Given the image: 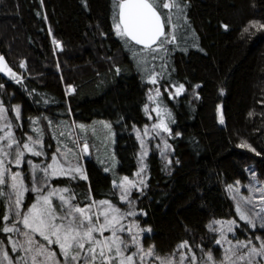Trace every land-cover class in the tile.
<instances>
[{"label": "trees", "instance_id": "1", "mask_svg": "<svg viewBox=\"0 0 264 264\" xmlns=\"http://www.w3.org/2000/svg\"><path fill=\"white\" fill-rule=\"evenodd\" d=\"M184 3L160 81L185 86L175 98L164 95L174 121L171 163L151 149L145 159L146 187L132 194L136 219L151 229L145 244L154 245L158 254L185 240L190 247L216 252L210 222L236 215L226 185L244 181L251 165L264 181V30L244 32L252 20L264 23V0ZM0 54L22 78L17 83L0 73L1 103L11 119H16L13 106H20L17 136L30 131L32 120L41 121L48 155L53 150L46 131L50 124L57 132L54 123L63 118L105 119L115 135L116 171L127 176L136 171L139 145L133 128L147 122L146 86L132 51L113 28V0H0ZM64 84L73 92H66ZM82 141L90 147L89 139ZM242 141L261 155L241 148ZM84 161L87 180L56 177L51 183L71 187L81 205L110 199L119 206L110 174L95 156ZM21 168L30 189V172ZM0 188L6 193V186ZM33 198L34 192L25 193L23 210ZM7 211V196L0 195V229L9 222L2 219ZM7 238L0 231L10 253Z\"/></svg>", "mask_w": 264, "mask_h": 264}, {"label": "snow or ice", "instance_id": "2", "mask_svg": "<svg viewBox=\"0 0 264 264\" xmlns=\"http://www.w3.org/2000/svg\"><path fill=\"white\" fill-rule=\"evenodd\" d=\"M185 7L187 5L184 0H113L115 33L124 41L125 47L132 51L133 56L137 58L139 70L147 75V79L153 85L157 84L165 66L161 64V72L157 73L154 68L149 67V64L157 58L163 60L164 56H161V53H170L169 46L175 44L177 40L175 32L178 30L179 20L183 16ZM224 27L227 28L228 25L225 24ZM168 28L171 31H168ZM251 28L257 31L264 30V23L252 20L249 26L245 27L244 32H249ZM56 43L60 42L56 41ZM135 46L142 47L135 50ZM23 66L24 63L21 62V67ZM119 71L120 69L117 68V72ZM0 72H6L17 83L22 79L7 65L2 55H0ZM3 87L4 85L0 84V88ZM68 87L72 88L71 85ZM172 87L175 88V93L170 95L175 98L185 86L173 84ZM152 92L153 89H149L148 100L156 103L153 111L157 114V121L151 126V133L145 126L144 136L152 134L159 136L161 132L172 134L173 130L169 127V122H174L172 112L167 107L161 106L160 89L156 88L154 95L151 94ZM144 107L147 111L148 105ZM12 111L15 112L16 119H20V106H13ZM6 113V108L0 103V121L3 122L0 123V129L4 130V134L0 135V141H6L0 143V186L11 189V192L5 193L3 188H0V195H7L9 205L8 211L2 216V219L9 223H6L0 231L8 234L7 242L11 244V252L18 254L16 257H10L9 251L2 246L4 241H0V264H147L146 258L152 256H155L159 264H185L184 252H179L177 260L171 254L161 257L156 253L154 245L145 249L139 239L144 229H141L135 220L128 224L124 223L127 217L136 215L132 210L135 204L133 190L142 192L143 187H146L143 171L147 167L144 157L148 155V150L139 132L137 137L141 144L140 168L136 173V176L140 177L139 180L125 175L119 181L116 179L112 181L114 189L119 190V200L129 205L128 210L117 206L110 199L96 201L89 197L91 203L81 205L71 187L50 186V180L53 177H67L70 181L87 180L86 169L79 160L88 153L89 145L87 143L82 145L81 152L76 154L75 163L68 160L60 148L52 153L49 162L41 161L36 164L28 160L32 173L29 189L23 172L12 171L6 166L5 160L12 156L13 149L15 155L10 162L18 168L24 162L26 152L36 157L46 155L43 148V132L40 128H35L36 137L26 133L27 139L21 143L12 131L13 124L7 120ZM221 122H223L222 116ZM103 123L106 128L111 129L110 123ZM80 128L85 129V126L80 125ZM175 135L180 136L181 133L175 132ZM239 146L261 155L247 141H242ZM169 147L165 140L161 154L163 155L164 149ZM60 156H64L63 162ZM114 162L113 157V164ZM110 170L109 167L104 168L105 172ZM251 176L255 182H250L246 186L247 195L241 192L240 181H236L235 185L228 184L226 188L236 202L235 208L239 220L245 222L249 228L264 230V181H260L254 171L251 172ZM28 191L37 195L26 210L22 211L25 193ZM54 197L59 203L54 201ZM10 214H12L11 218ZM209 228L219 233L215 243L221 246L227 244L228 247L224 248L221 259H217L212 250L205 252L200 260L193 253L190 264H264V235H256L245 240L237 239L235 236L229 239L228 234L234 233L238 228L236 219L215 220L209 224ZM148 231L151 229L149 228ZM105 232L110 234L105 235ZM13 233L23 239H15ZM123 233H127L128 236L125 237ZM37 236L46 243H42ZM254 241L259 243L256 244ZM51 245L58 246L59 256L63 259L58 258L57 252L50 247ZM187 245L188 241L185 240L178 244L177 248H184ZM130 246L135 247L136 251H131ZM19 253H23V256Z\"/></svg>", "mask_w": 264, "mask_h": 264}, {"label": "rangeland", "instance_id": "3", "mask_svg": "<svg viewBox=\"0 0 264 264\" xmlns=\"http://www.w3.org/2000/svg\"><path fill=\"white\" fill-rule=\"evenodd\" d=\"M168 31H171V29L168 28ZM160 55L164 56L163 60H161L160 58H157L156 60L151 61L150 64H149V67L150 68H154V70L157 73L161 72V68H160L161 64H164V66H165L163 74L158 77V82L155 85H153L151 82H149V80L147 79V75L139 70V67H138V64H137V58L135 56H133L135 65L137 67V70L140 72V75L142 76L143 81L145 82V86H146V103H145V105L146 104L148 105V110L147 111L145 110L146 117H147V122L145 124L139 126V127H134L133 128V133H134L135 138H136V140L138 142L139 150H138V167H137L136 171L131 176H129V178H131V179L139 180V178H140V177L136 176V173H137L138 169L140 168V153H141V144H140V139H138V137H137V132H139L140 136L144 139L145 147L147 148L148 153H149V151L151 149H154L155 151L158 152V154H159V156H160V158L162 160H164L166 162H169L172 159L171 158V145H170V141H169L170 137L172 136L171 134L161 132V134L159 136H156L154 134L148 135V136H144L145 126L148 127V130L151 133L152 132L151 126L154 123H156V121H157V114H156L155 111H153V109L156 107V103L153 102V101H149L148 100V95L150 94L149 93V89H153V92L151 93L153 95L155 94V89L156 88L160 89V92H161L160 100H162V105L161 106L162 107H167L170 111H171V109H170L168 103L164 100V95H167V96L173 98L170 95V93H172V94L175 93V88L174 87L169 86V85H163L160 82L164 78L165 69H166V65H167L164 53H161ZM7 77L13 79L8 74H7ZM69 85L70 84H68V85L64 84V89L66 90V92H68V89H69L68 86ZM72 89H73V87H72ZM3 93H4L3 88H1L0 89V94H3ZM0 103H1V95H0ZM13 115H14V118H16V114H15L14 111H13ZM6 117H7V120H10L12 122V124H13L12 131H13L14 135L20 140L21 143H23V141L27 139V136L25 135L26 133L28 135H32L33 137H36L37 133L34 131L35 128H40L43 133L45 131L43 129L44 125L42 126L41 121L35 120V121H37V123H33L34 120H32L30 131L29 132L28 131L25 132L23 137L17 136L15 131H14V129H15L14 125L15 124H19V119H14V120L11 119L9 117L8 113H6ZM103 122L110 123L109 121H107L105 119H94V120H92L90 122H87V123L76 122V121L72 120L71 118H63L61 120H58V122L55 121L54 124L59 127V128H57L58 129L57 132H56V130L54 128H51V124L49 125V128L46 127V129H48L46 131H49V133L51 134V137H52V141H53L50 144L53 147L52 148L53 150L50 151V153L48 155L46 153V155H44V156L36 157V156H33L32 154L26 152L25 153L24 162L18 168L15 164H12L10 162L14 158V155H15V152H14V149H13L12 150V153H13L12 156L7 157L6 160H5L6 166L9 169H11L12 171H21V172H23V174H24V171L22 170L21 167L23 165H24V167L27 166V168H28V170L30 172L29 173V175H30V178H29L30 179V185L29 186H31L32 173H31L29 165L27 163L28 160H32L36 164H39L41 161L49 162L51 160L52 153L57 152V148H60L61 152L64 154V156H67L68 160H70L73 163H75L76 162V154L81 152L82 145L84 143H87L86 141H82V139H86V140L89 139L90 147H89L88 154L83 155L82 158L79 160V163L85 168V166H84V162H85L84 158L86 156H92L93 155V156L96 157V160L102 165L103 168L109 167L111 169L110 171H108V173L112 177V180L116 179L117 181H119V179L121 177L125 176V175H121V174H119L116 171L118 161H117V158H116L115 153H114V143H115L114 131H113L112 125H111V129H108V128H106L104 126ZM170 122H169V127H170ZM0 123H3V122L0 121ZM80 125H84L85 129H81ZM3 134H4V130L0 129V135H3ZM42 140H43V136H42ZM165 140H167V143L170 145V147L164 149V154L162 155L161 154V149L164 148V141ZM0 143H6V141H0ZM50 145H48L47 147H50ZM43 148L45 149L44 142H43ZM64 156H60V160L62 162H63ZM113 157H114V161H115L114 164H113ZM145 159H146V157H144V163L146 164ZM252 171L255 172L253 166L252 165L248 166L246 168L247 178L244 181H240L241 183H240L239 187L241 188V192L243 194H245V195L248 194L246 186L250 182H253V183L255 182V181H253L252 176H251V172ZM39 175H43V174L39 173ZM143 176H144V181H146L147 167L143 171ZM53 178H56V177H53ZM53 178H51V180ZM51 180H50V186L65 187L63 185H53L51 183ZM259 180L263 181L262 179H259ZM236 181H234L231 184L235 185ZM145 184H146V182H145ZM113 190H114L115 196L117 197V199L119 201V207L123 208L124 210H128L129 205L127 204V202H121L119 200V190L118 189H114V187H113ZM133 191H136V190H133ZM9 192H11V189L7 187L6 193H9ZM227 193H228L229 197L231 198V200L233 201L234 208H235V203L236 202L232 199V196H231V194L229 193L228 190H227ZM36 195L37 194L34 193V198L32 199L33 201L35 200ZM53 199H54V201L56 203H59L57 198L54 197ZM7 200H8V197H7ZM88 203H91V200ZM24 210H26V209H24ZM132 210L135 211L136 215L127 217L126 220L124 221L125 224H128V223H130L133 220L138 222V220L136 218H137V214L139 213V211L136 210L135 208H133ZM22 211H23V208H22ZM93 211H95V209H93ZM235 213H236V208H235ZM11 215L12 214H10V216ZM229 219H236L237 222H238L237 230L234 233L228 234L229 239H232L233 236H235L237 239L245 240V239L252 238L253 236L260 235L258 229L249 228V227H247L245 225V222L240 221L237 213H236L235 217H228V218H221V219L218 218V219H215V220H225L226 221V220H229ZM215 220H213V221H215ZM213 221H211L210 223H212ZM138 224H139V222H138ZM18 226L21 227V228L23 227V225H18ZM139 227L141 229H144V231L140 233L139 239L141 240L144 248L147 249L149 246H152V244H145V235H147V233H149V231H148L149 228L148 227H142L140 224H139ZM213 227H219V226L218 225H213ZM109 234L110 233L105 232V235H109ZM12 235H13V237L15 239H23V237L16 236L15 233H13ZM122 235H124L125 237L128 236L127 233H123ZM215 235H216V239H215V241H216L219 238V233L215 232ZM37 239L41 240L42 243H46L45 241H43L42 238H40L38 236H37ZM233 243H235V240H233ZM254 243L258 244L259 242L258 241H254ZM10 246H11V244H10ZM215 247H216V252H214L212 250L213 254H214V256L217 259H221L222 256H223V250H224V248H227L228 245L224 244L223 246H221V245H217L215 243ZM52 248L57 252L58 258L63 259L62 257L59 256L58 246H57L56 249L54 247H52ZM189 248L191 249V251H189ZM130 250L133 251V252L136 251L135 247H131V246H130ZM208 250H211V248H203L201 246H196L194 248V247H190L189 245H187L184 248H177V246H176L173 251H171L169 253H166V254H159V255L161 257H167V256H169L171 254L174 259L178 260L179 259V255H178L179 252H184L185 253V264H190V258H191L193 253H195L197 259L200 260V259H202L204 257V253L207 252ZM17 254L18 253H13V252L9 253L10 257H16ZM19 255L23 256V253H19ZM137 260H139V257H137ZM146 260H147V264H159V261L156 260L155 256L147 257Z\"/></svg>", "mask_w": 264, "mask_h": 264}, {"label": "water", "instance_id": "4", "mask_svg": "<svg viewBox=\"0 0 264 264\" xmlns=\"http://www.w3.org/2000/svg\"><path fill=\"white\" fill-rule=\"evenodd\" d=\"M134 43V42H133ZM138 47H142V46H138ZM0 55H2V54H0ZM3 56V55H2ZM4 57V56H3ZM5 62H6V60H5ZM0 73H2L3 75H4V77H6V75H7V73L6 72H0ZM72 88L70 89V91L72 92ZM88 154V153H87Z\"/></svg>", "mask_w": 264, "mask_h": 264}, {"label": "flooded vegetation", "instance_id": "5", "mask_svg": "<svg viewBox=\"0 0 264 264\" xmlns=\"http://www.w3.org/2000/svg\"><path fill=\"white\" fill-rule=\"evenodd\" d=\"M72 92H73V90H72ZM72 92H71V93H72Z\"/></svg>", "mask_w": 264, "mask_h": 264}]
</instances>
